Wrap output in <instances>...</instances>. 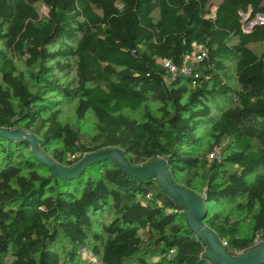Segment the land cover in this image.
<instances>
[{"label":"trees","instance_id":"1","mask_svg":"<svg viewBox=\"0 0 264 264\" xmlns=\"http://www.w3.org/2000/svg\"><path fill=\"white\" fill-rule=\"evenodd\" d=\"M258 44L264 0H0V130L29 133L47 157L45 147L59 144L49 158L63 168L109 149L132 167L166 160L172 181L203 202L205 226L242 256L264 245V52L248 48ZM198 47L205 57L188 65L191 75L163 68L183 67ZM13 57L37 67L29 81ZM226 57L235 58L237 90L225 84ZM57 59L73 60V89L62 92L77 101V119L95 121L86 145L58 110L46 112L47 94L61 88L40 65ZM139 109L141 121L124 114ZM213 111L210 141L191 155L184 149L197 145L195 132ZM236 198L251 219L246 237L207 212ZM185 212L155 181L136 182L111 161L60 180L27 142L0 136V264H209Z\"/></svg>","mask_w":264,"mask_h":264},{"label":"water","instance_id":"2","mask_svg":"<svg viewBox=\"0 0 264 264\" xmlns=\"http://www.w3.org/2000/svg\"><path fill=\"white\" fill-rule=\"evenodd\" d=\"M261 20L247 25V32ZM246 32V33H247ZM0 136L9 140L24 141L31 146V152L35 159L46 167L53 177L60 180H71L79 177L90 166L102 161H111L117 168L136 182L155 181L160 191L175 203L181 210L186 211L187 229L206 249L204 260L209 264H264V245L260 244L244 255L231 256L225 246L220 243L203 223L206 211L203 202L193 193L177 186L171 179L167 170L166 160L157 159L145 166L129 165L124 152L119 149L103 150L90 154L82 159L78 165L71 168H63L47 157L42 151L41 142L27 132H9L0 130Z\"/></svg>","mask_w":264,"mask_h":264},{"label":"rangeland","instance_id":"3","mask_svg":"<svg viewBox=\"0 0 264 264\" xmlns=\"http://www.w3.org/2000/svg\"><path fill=\"white\" fill-rule=\"evenodd\" d=\"M218 3L219 1L210 2L208 9L210 11L211 16L213 15L215 11V6ZM38 8L40 9L41 12L45 14L46 11L41 5H39ZM258 20H261L259 16H257L253 20V22L249 24L256 23ZM247 25L248 24H245L243 26V30L245 32H247ZM233 43H236V41L233 40ZM248 48L251 49L258 56H261L264 52V44L251 45ZM56 49H57V45H52L48 48L49 51H55ZM13 60L16 63L17 69L20 72H23L25 80L27 81L30 80L31 74L37 72V67L27 68L25 66V62L23 59L13 57ZM223 63H224V74L226 75L225 84L233 88L234 90H237L238 86L236 83L235 70H234L235 58L226 57L223 59ZM58 65H62V66H58ZM64 65H67L68 67L65 68ZM189 66H191V64ZM40 67H43L45 70H47L46 75L52 81H56V83L61 88L59 92H51L47 94L46 112L48 113L49 111L58 110L60 112L58 118L59 122L61 124H68L71 128H73L77 132L79 137V143L85 145L88 144L90 138L94 135L95 121L90 115H87L82 120H78L75 115V108L77 105V101L72 97L66 96L65 93L62 92L64 90L69 91L73 89V81H74L73 60L57 59L55 62H48L44 65H40ZM147 107L152 112H155L157 108V106L151 102L147 104ZM124 114L137 121H141L143 110L139 109L135 112L126 111L124 112ZM217 116H218V112L213 111L210 118H208V120H205L204 124L195 132V135L197 137V143H196L197 145H194L192 148H185L184 149L185 151H187L191 155H197L202 152V149H204V147H206L208 142L210 141L208 136L209 127ZM19 128L20 125L18 126V129ZM225 144L226 143H224L220 148L212 152L214 154L213 159L222 153ZM60 149L61 146L57 143H51L45 147V150L49 157L52 156L55 150H60ZM24 155L29 156V153L25 151ZM208 159H210V156L208 157ZM177 181L179 184H182V180L177 179ZM199 185H201V181H198V186ZM243 202L244 200L240 198H236L219 206H215V207L208 206L207 212H209V214L218 213L219 216L227 217L231 221L236 222L239 231L238 236L246 237L249 235V231L251 227V219L249 214L245 212H241L240 210L237 209V205ZM95 229H98L97 226H95ZM260 243H261L260 241L256 240V245H259ZM150 257L153 258L152 255H150Z\"/></svg>","mask_w":264,"mask_h":264},{"label":"built area","instance_id":"4","mask_svg":"<svg viewBox=\"0 0 264 264\" xmlns=\"http://www.w3.org/2000/svg\"><path fill=\"white\" fill-rule=\"evenodd\" d=\"M251 29V28H250ZM205 57L204 51L198 47L192 53L184 56V66L178 68L169 61H162L163 68L171 77H175L178 74L191 75V70L188 65L199 63ZM192 86H195V77L192 78ZM73 159V158H71ZM173 252H170L172 254Z\"/></svg>","mask_w":264,"mask_h":264}]
</instances>
